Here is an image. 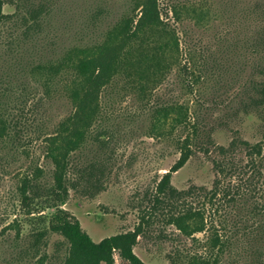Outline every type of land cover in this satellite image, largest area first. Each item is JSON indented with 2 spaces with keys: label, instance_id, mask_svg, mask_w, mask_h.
Returning <instances> with one entry per match:
<instances>
[{
  "label": "rangeland",
  "instance_id": "1",
  "mask_svg": "<svg viewBox=\"0 0 264 264\" xmlns=\"http://www.w3.org/2000/svg\"><path fill=\"white\" fill-rule=\"evenodd\" d=\"M182 1H185L183 21L178 32L183 49L179 63L171 62L173 66L166 76L144 97L133 87L136 82L130 84L123 75L117 76L102 94L104 118L93 127L80 161L99 154L100 143L94 137L106 129L114 136V170L103 190L93 193L71 190L63 206L79 219L95 242L134 230L143 221L141 215H145L148 206L146 197L155 192L162 175L178 162L180 144L192 134L190 121L194 115L202 119L205 135L210 133L217 144L229 147L234 143L229 157L235 163H247L250 159L245 141L264 146V103L258 101L259 94L253 88L254 83L264 84V0ZM52 2L40 33L26 38L20 27L15 29L12 23L9 30L5 28L0 41V82L11 83L7 86L10 96L7 99L0 94V100L2 103L8 100L11 107L16 98L24 97L30 104L38 100L42 88L30 71L32 65L53 61L71 46L101 41L106 30L133 5V0ZM193 9L204 13L193 14ZM4 10L13 13L15 9L6 4ZM185 48L195 52L196 61L203 57L207 60L209 69L200 87H189L180 70L181 62H187ZM5 72L12 76L11 80H7ZM62 85L57 78L54 84L57 90L44 96V104L36 112L35 117L44 118L49 130L72 110ZM173 104L182 105L183 114L189 112L187 123L177 120L180 116L177 112L167 117L155 115L158 105ZM210 148L209 155L195 152L172 172V183L178 189L212 188L216 176L214 159L222 157L214 146ZM37 166L45 169L43 180L49 181L54 166L46 155L42 137L23 152L0 142V264L31 263V259L17 258L26 240L17 236L15 220L21 222V233L27 232L19 186L22 177ZM187 200L194 205L205 202L197 194ZM206 208L209 223L215 227L236 222L234 211L238 208L227 206L217 213L207 201ZM54 211L55 208H47L45 213ZM161 212L153 218L148 230L139 235L134 247L146 264H189L192 256L215 255L219 251L216 247L211 249L210 231L183 234L175 225L165 222L167 212ZM260 220L264 221V217ZM58 237L53 235L48 241L49 258L35 264H62L58 257L61 252L56 251ZM220 254L221 264H264V232L262 238L254 232L233 234L230 246ZM115 259L116 264H129L118 252Z\"/></svg>",
  "mask_w": 264,
  "mask_h": 264
},
{
  "label": "trees",
  "instance_id": "2",
  "mask_svg": "<svg viewBox=\"0 0 264 264\" xmlns=\"http://www.w3.org/2000/svg\"><path fill=\"white\" fill-rule=\"evenodd\" d=\"M52 3V0H0V41L5 28L9 30V23L15 29L20 27L21 35L26 38L40 33ZM184 3L182 0H133L130 10L106 30L101 41L71 46L55 60L31 66L30 71L39 79L42 88L33 104L23 96L21 100L16 98L12 107L8 100L5 103L0 100V142L23 152L42 137L46 155L54 166L49 181L43 180L45 169L42 166L21 179L20 204L26 215L24 224L28 227L27 232L21 233V222L15 220L17 236L26 240L20 248L19 260L31 259L30 264L44 262L50 253L48 241L54 235L59 236L56 251L62 253L58 256L62 264H116V252L129 264H146L134 252V247L139 235L148 230L161 211L167 212L165 222L175 225L183 234L210 231L211 249L216 247L219 254L208 252L192 256L189 264H221L220 253L230 246L233 234L254 232L263 237L264 221L258 219L264 217V146L245 141L250 159L247 163H235L229 157L234 143L225 147L217 144L210 133L206 136L198 115L193 116L192 123L190 121L192 134L180 144L178 162L162 175L155 192L146 197L148 206L145 215H141L143 221L134 230L95 242L79 219L63 207L71 190L93 193L105 188L116 163L111 132L105 129L95 135L94 141L100 143L99 154L80 161L93 135V127L104 118L102 94L117 76L123 75L130 84L136 82L133 87L144 97L166 76L171 62L179 63L183 48L178 28L183 21ZM6 4L14 7L13 13L4 10ZM197 13L204 11L193 9V14ZM192 51L185 48L187 62H181L180 70L189 87H200L209 67L205 57L196 61ZM4 75L11 80L7 72ZM57 78L64 84L62 87L72 103V110L49 130L44 118L35 116L38 106L45 101L44 96L57 90L54 86ZM9 83L0 82V94L7 99ZM253 88L259 94L258 101L264 103V84L254 83ZM154 112L164 117L177 112L180 115L177 120L189 121V112L183 114L182 105H158ZM212 146L222 157L214 159L216 176L212 188L178 189L172 183V172L182 167L195 152L209 155ZM194 194L203 197L204 204L194 205L187 200ZM206 201L217 213L227 206L238 208L234 211L236 222L220 227L210 224ZM47 208H55V211L45 213Z\"/></svg>",
  "mask_w": 264,
  "mask_h": 264
}]
</instances>
